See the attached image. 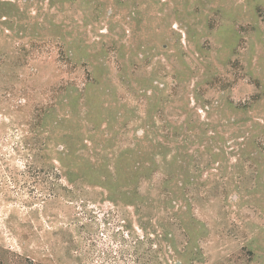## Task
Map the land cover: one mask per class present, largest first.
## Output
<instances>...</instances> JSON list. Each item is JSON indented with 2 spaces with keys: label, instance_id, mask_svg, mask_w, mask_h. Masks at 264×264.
<instances>
[{
  "label": "rangeland",
  "instance_id": "obj_1",
  "mask_svg": "<svg viewBox=\"0 0 264 264\" xmlns=\"http://www.w3.org/2000/svg\"><path fill=\"white\" fill-rule=\"evenodd\" d=\"M0 264H264V0H0Z\"/></svg>",
  "mask_w": 264,
  "mask_h": 264
},
{
  "label": "trees",
  "instance_id": "obj_2",
  "mask_svg": "<svg viewBox=\"0 0 264 264\" xmlns=\"http://www.w3.org/2000/svg\"><path fill=\"white\" fill-rule=\"evenodd\" d=\"M143 163L144 162H140L138 164L139 167L137 168L133 178H126V177L120 176V179L118 178V180H116V183L117 184H129V182H131V183L135 182L136 179L138 180V178H141L142 176H145V174H146V171L144 169L145 168V164H143ZM96 182H98V181H96ZM107 182H110V180H108ZM105 183L106 182H98L97 184L100 185L101 187L109 189V187H107V185ZM135 196H136L135 198H137L135 200H137V201H138V199L142 198V197H140V195H138V193H136Z\"/></svg>",
  "mask_w": 264,
  "mask_h": 264
}]
</instances>
